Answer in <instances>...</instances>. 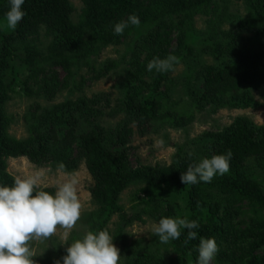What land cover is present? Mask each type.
I'll use <instances>...</instances> for the list:
<instances>
[{"label":"trees","instance_id":"trees-1","mask_svg":"<svg viewBox=\"0 0 264 264\" xmlns=\"http://www.w3.org/2000/svg\"><path fill=\"white\" fill-rule=\"evenodd\" d=\"M86 1L90 4L86 25L104 22L116 13L135 14L140 18L141 25L156 24L143 38L144 43L138 44L133 51L134 65L130 68L125 85L126 95L118 99L121 110L115 109L109 113L113 116L123 111L125 116L114 128L104 129L97 123L103 113V107L99 106L100 97L95 98V107H87L86 98L69 100L44 110L38 107L25 117L30 136L20 141L8 138L4 79L11 58H17V50L24 53L22 60L25 66L32 67L37 61L34 56L39 54L33 45V37L45 26L47 33L53 36L52 55L48 61L71 77L73 61L70 55L79 47H87V44L83 46L80 43L81 26L73 28L68 23L69 0H25L23 8L26 15L16 29L6 33L0 27V184L11 185L14 182L7 172L8 157H27L37 166H59L63 163L69 169L77 168L79 162L84 160L93 178L89 192L96 205L90 215L89 230H109L108 224L114 214H121L126 225L136 220L144 222L143 216L156 221L162 216H179L199 222L200 227L195 230L198 237L194 240L185 243V229L179 240L164 245L155 236V246H145L144 249L141 248V240L125 245L121 236L123 227L119 225L113 236L123 242L125 264H196V247L200 237L215 238L219 251L214 264H264V252L259 253L260 250L264 251V186L253 181L248 170V165L256 164L264 171V125L257 126L244 118L236 119L221 133L210 137L209 145L200 156L184 153L177 163L165 168H134L129 160L133 124L139 132L146 133L159 122L180 127L192 119V107L189 111H175V103L169 104L156 91L154 83L158 85L165 80L166 73L155 75L154 71H147V60L160 57L175 30L178 48L182 49L186 29H191V18L197 14H209L212 7L217 10V0ZM241 1L246 3L250 12L249 21L239 23L234 30L243 29L251 33L247 43L252 45L254 41H260L259 37L264 38V0ZM9 6V0H0V20L4 19ZM181 15L184 20L175 23L174 17L180 18ZM166 20H169V24ZM133 28L130 26L122 35L104 30L102 34L97 32V35L100 34L98 37L104 42H116ZM142 54H145L144 60L141 59ZM147 75L149 79L152 78L153 86L146 82L144 76ZM144 87L149 88L146 96L142 91ZM199 91L201 106L217 104L234 108L245 105L243 103L252 91L264 92V51L250 49L246 57L237 63H222L205 71ZM229 149L233 155L228 173L215 176L210 183L200 182L180 188L182 191L179 193L185 197L189 210L186 216L177 205L166 201L163 188L168 187L169 182H182L181 173L190 164ZM129 187L136 188L133 194L136 204L133 205L135 209L132 214H125L119 200ZM43 189L54 192L52 188ZM141 195H148V200L141 198ZM244 201L247 202L246 206H242ZM236 220L240 224L247 222L246 227L242 230L235 228Z\"/></svg>","mask_w":264,"mask_h":264},{"label":"rangeland","instance_id":"rangeland-1","mask_svg":"<svg viewBox=\"0 0 264 264\" xmlns=\"http://www.w3.org/2000/svg\"><path fill=\"white\" fill-rule=\"evenodd\" d=\"M89 5L86 0H69L68 23L73 28L81 26L80 43L83 46L87 44V47L83 49L79 47L78 51L70 55L73 61L71 77L60 67L53 66L48 61L52 55L53 36L47 33L45 26L40 28L38 34L33 37L35 40L33 45L39 54L34 56L37 61L32 67L25 66L23 63L24 53L21 50H17V58L20 59L11 58L4 79V85L7 88L4 112L8 118L6 130L8 138L20 141L30 136L25 117L38 107L44 110L69 100L86 98L87 107H90L96 104L95 98L100 97L102 100L99 106L103 107V113L98 117L97 123L104 129L114 128L125 116L123 111L113 116L109 113L115 109L121 110L122 106L118 99L126 95L125 85L130 68L132 69L134 65L133 51L138 44L144 43L143 38L156 27V24L134 27L128 35L119 37L116 42H104L98 37L102 34L101 31L114 33V23L126 19L128 15L116 13L107 17L104 22L86 25L84 23L90 14ZM217 8L216 10L212 7L209 9V14H197L191 18V29H186L185 46L182 49L178 48L176 30L172 32L169 44L164 46V52L159 55L164 58L174 54L180 58V62L175 65L174 70L166 73L165 80H161L157 85L152 78H148V75L144 76L151 86L153 83L157 86L156 91L163 95L169 104L175 103V111H189L188 109L192 107L193 114L190 122L184 126L174 127L168 122H159L146 133L139 132L133 124L134 133L130 140L128 154L134 168L144 166L165 168L174 162L177 163L184 153L200 156L209 145L211 136L221 133L239 118H244L257 126L264 125V92L252 91L247 101L243 103L245 105L240 107L200 105L202 102L199 88L205 71L216 68L222 63H237L246 57L250 49L264 51L262 36V38L259 37L260 41H254L255 44L251 45L247 43L248 35L251 33L243 29L236 32L234 30L238 28L239 23L246 24L249 21L250 12L245 2L217 0ZM182 19L184 20L183 15L180 18L174 17L175 23ZM166 21L169 24V20ZM0 27L6 33L12 31L7 27L5 19L0 20ZM97 32L100 34L97 35ZM144 58L145 54H142L141 59L144 60ZM148 89L144 87L142 90L145 96L149 93ZM198 104L200 107H197ZM6 162L7 172L13 178L35 176L40 187L52 188L54 191L56 186L66 180L70 174L74 175L78 179L77 191L82 209L80 219L71 229L70 241L89 230L90 215L95 211L96 205L92 202L89 192V188L93 185V178L84 160H81L74 169L60 168L54 164L37 166L27 157H8ZM248 170L250 178L264 186V171L256 164L248 165ZM168 185L163 188V194L167 195L166 201L173 206L177 205L186 216L189 210L185 204V197L179 193L184 183L169 182ZM135 190L136 188L129 187L120 195L119 203L123 206L125 214L134 212ZM141 198L148 200L149 196L141 195ZM246 205V201L242 202V206ZM143 219L144 222L136 220L126 225L121 214H114L108 228L113 235L115 230L119 229V225L123 227L121 236L125 245H130L134 240H141V248L144 249L145 246L152 248L155 246L153 242L155 235L152 234L151 228L157 221L147 216H143ZM246 225L247 222L240 224L236 220L234 227L242 230ZM63 231L64 229L58 227L57 232L50 238L32 242V247L37 254L33 259L37 264H55L56 260L62 258L67 247L61 244ZM113 243L120 250L122 256L120 264H125L123 242L114 237ZM263 252L259 251V253ZM162 253L166 254L163 250ZM215 257L211 264L215 263Z\"/></svg>","mask_w":264,"mask_h":264},{"label":"clouds","instance_id":"clouds-1","mask_svg":"<svg viewBox=\"0 0 264 264\" xmlns=\"http://www.w3.org/2000/svg\"><path fill=\"white\" fill-rule=\"evenodd\" d=\"M25 0H9L5 21L9 29L15 30L26 12ZM130 26L140 27L141 20L135 14L113 25L116 35H122ZM180 58L169 54L164 58L153 57L146 65L149 72L167 73L174 70ZM231 150L204 157L192 163L181 173L184 185L200 182L210 183L217 175L230 170ZM64 168L63 163L59 165ZM78 179L74 175L56 186L54 192L38 185L35 176L14 178L11 185L0 184V264H37L32 242L53 236L58 227L64 229L62 240L65 254L55 264H120L119 248L113 243L114 236L107 229L89 230L70 241L71 229L81 216L82 203L77 191ZM200 227L197 220L187 217L162 216L153 224L151 232L161 244L179 240L187 230L188 241L198 237ZM219 251L214 237H200L196 252V264H211Z\"/></svg>","mask_w":264,"mask_h":264}]
</instances>
